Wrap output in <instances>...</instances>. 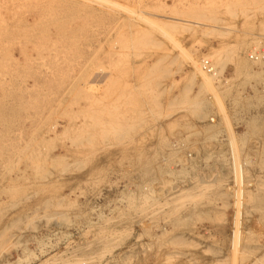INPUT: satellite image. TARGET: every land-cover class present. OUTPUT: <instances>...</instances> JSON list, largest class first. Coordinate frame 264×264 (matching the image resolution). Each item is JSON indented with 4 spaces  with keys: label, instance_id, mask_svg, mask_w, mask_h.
I'll return each instance as SVG.
<instances>
[{
    "label": "rangeland",
    "instance_id": "obj_1",
    "mask_svg": "<svg viewBox=\"0 0 264 264\" xmlns=\"http://www.w3.org/2000/svg\"><path fill=\"white\" fill-rule=\"evenodd\" d=\"M254 53L264 0H0V264H264Z\"/></svg>",
    "mask_w": 264,
    "mask_h": 264
},
{
    "label": "built area",
    "instance_id": "obj_2",
    "mask_svg": "<svg viewBox=\"0 0 264 264\" xmlns=\"http://www.w3.org/2000/svg\"><path fill=\"white\" fill-rule=\"evenodd\" d=\"M249 59L257 63H264V55L261 53H254L253 55L249 56ZM201 70L211 77H216L218 73L210 61H202Z\"/></svg>",
    "mask_w": 264,
    "mask_h": 264
},
{
    "label": "crops",
    "instance_id": "obj_3",
    "mask_svg": "<svg viewBox=\"0 0 264 264\" xmlns=\"http://www.w3.org/2000/svg\"><path fill=\"white\" fill-rule=\"evenodd\" d=\"M227 67H228L229 69H231L232 71H235V67H234V65H232V64H228ZM236 72H237V74H240V73H241V75H244V74H245L244 71L241 72L240 69H239L238 71L236 70ZM255 74H256V76L259 75V76H261L262 78H264V71H261V73H255ZM253 76H255V75H253ZM259 80H261V79H259ZM259 80H257V81H259ZM261 81L264 82V79L261 80ZM251 98L254 99V97L252 96V94H251ZM250 108L252 109L253 112H255V113L258 115L257 118H258L259 121H261V119L264 118V105H262V104L259 103L258 101H252V103H251V107H250Z\"/></svg>",
    "mask_w": 264,
    "mask_h": 264
},
{
    "label": "bare ground",
    "instance_id": "obj_4",
    "mask_svg": "<svg viewBox=\"0 0 264 264\" xmlns=\"http://www.w3.org/2000/svg\"><path fill=\"white\" fill-rule=\"evenodd\" d=\"M192 61V64H191V68L193 69V74L196 78H198L204 85H206L208 83V78L206 76H204L202 73H201V70L197 64V62L193 59L191 60ZM205 74V73H204ZM193 76V77H194ZM213 78V77H211ZM207 82V83H206ZM206 83V84H205ZM209 85V84H208Z\"/></svg>",
    "mask_w": 264,
    "mask_h": 264
}]
</instances>
